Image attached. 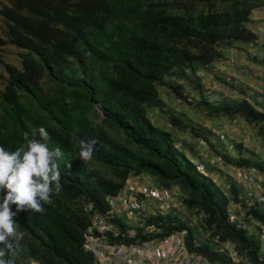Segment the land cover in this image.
<instances>
[{"label":"trees","instance_id":"1","mask_svg":"<svg viewBox=\"0 0 264 264\" xmlns=\"http://www.w3.org/2000/svg\"><path fill=\"white\" fill-rule=\"evenodd\" d=\"M262 6L264 0H8L1 5L5 29L0 46L19 50V67L0 59L5 74L0 146L15 150L24 132L43 126L51 145L64 152L59 161L62 192L53 194L43 214L17 213L16 222L25 231L17 264H30L32 258L38 264H97L83 247L93 214L118 230L117 236L103 234L107 242L132 243L133 238L124 236L130 228L125 220L109 215L107 198L117 195L127 178L141 175L157 187H176L182 206L203 215L199 226L210 238L229 241L239 255L255 259L259 237L229 221V202L238 201V189L226 177L223 191L186 155V145L177 147L172 133L151 122L147 111L157 108L170 126L186 129L190 124L184 117L164 112L157 92L163 85L185 101L178 83L185 81L209 116L241 117L257 125L264 139L260 103L250 102L242 91L234 100L210 102L199 90L198 76L199 71H214L223 60L219 45L256 41L245 23ZM251 60L264 66V59ZM199 132L204 138L210 135ZM91 138L97 140L91 161L103 170L90 168L79 157L80 141ZM217 154L232 167H253L264 174L261 161ZM254 205L247 214L264 224V210ZM144 224L158 232L143 234L136 226L139 241L184 230L189 251L213 264H233L210 239L195 246L196 226L175 209L149 215Z\"/></svg>","mask_w":264,"mask_h":264},{"label":"rangeland","instance_id":"2","mask_svg":"<svg viewBox=\"0 0 264 264\" xmlns=\"http://www.w3.org/2000/svg\"><path fill=\"white\" fill-rule=\"evenodd\" d=\"M7 1L8 0H0V7L2 4H6ZM245 27L253 32L257 37L256 41L251 43L250 46H248V43L236 41L233 42L229 48L222 47L221 45H219L218 48L222 51V53H229V57H232L233 60L234 58L237 59L238 57L244 56L245 62L250 65L251 69L254 70L247 69L242 66V64L236 62L234 65H236L237 68L230 67V69H228L229 72H232L233 75H235V78L225 75V72H217L215 69L214 71H199V84L201 86V89L199 90L210 102L217 100H234L237 96H240L239 93L240 91L243 92V90L237 85H239L238 81L241 77L242 71L246 70L248 72L247 74L251 77V84L253 83L252 79H257L259 77V75H255V73H258V70L255 65H253L254 63L251 60V58L254 57L251 52L254 49L255 51L264 50V42H261L264 41V6L251 12L248 21L245 23ZM4 29V25L0 18L1 36H4ZM259 37H261L262 40H259ZM18 52L19 50L10 44L0 46V59L3 64L18 68ZM226 64L230 65L231 62L228 61ZM4 76L5 74L1 65L0 84L2 83ZM260 76L263 77L264 74L262 73ZM222 81H226V84L222 83ZM178 83L182 86L185 101L176 99L163 85L157 87L158 96L163 104H165V113L184 117V122H188L195 129V132H190V129H187L190 125H187L188 127L186 129H178L170 126L166 119V115L160 112L157 108L148 109L147 112L149 119L158 127L171 132L177 147L181 148L182 145H186L184 151L187 156H190L191 159L192 157H196L197 159L202 160L198 163V165L200 167L202 166L205 174L213 177L215 181L219 183V186L223 189V191H226L225 180L228 179L226 177H229L232 183L237 186V182L242 180V176L246 168H234L232 165L226 164L217 153L224 154L235 160L240 157H249L250 159L264 163V139L258 129V126L247 123L241 117L226 118L209 116L204 109L199 107L197 102L199 99L198 94L193 89L192 85L185 81H178ZM199 129L210 132V135L205 137L207 141L200 134ZM84 162L90 168L103 170L91 160ZM212 172H217L218 177L215 175L212 176ZM138 181L157 187L154 180L145 175L139 176ZM176 192V201L172 202V206L175 205V207L172 209H175L184 219L197 223V218L192 211L181 207L178 202L180 192L178 189L175 193ZM133 218H136V216L134 213H131L130 219Z\"/></svg>","mask_w":264,"mask_h":264},{"label":"built area","instance_id":"3","mask_svg":"<svg viewBox=\"0 0 264 264\" xmlns=\"http://www.w3.org/2000/svg\"><path fill=\"white\" fill-rule=\"evenodd\" d=\"M197 167L203 171L202 166L197 165ZM237 184L235 187L238 189V201L229 202V221L244 229L247 234L253 233L259 237L260 244L255 259L250 260L244 255H239L234 244L229 241L221 242L217 236L210 238L209 232L199 226L203 215L192 210L197 223L187 221L190 225L196 226L194 245L198 246L200 241L210 239L214 249L223 252L233 264H264V224L247 214L250 208L256 207L255 203L264 210V174L253 167H248L244 171L242 180ZM176 190V187L166 189L151 186L138 181V178L126 179L122 190L117 195L107 198L108 213L125 220L130 228L125 230L124 236L133 238L134 241L129 244H110L103 238V234L110 233L112 236H117L118 230L105 217L93 214L91 224L85 230L84 249L93 255L97 264H213L187 249L184 230L173 232L161 239L139 241L135 238L136 226L142 228L143 234L158 232L154 227L145 225L144 219L156 212L163 215L174 208L172 202L176 201ZM178 199L179 204L184 208L179 197ZM89 208L87 206V209ZM131 213H134L136 218L130 219Z\"/></svg>","mask_w":264,"mask_h":264},{"label":"clouds","instance_id":"4","mask_svg":"<svg viewBox=\"0 0 264 264\" xmlns=\"http://www.w3.org/2000/svg\"><path fill=\"white\" fill-rule=\"evenodd\" d=\"M22 139L23 143L15 150L0 146V192L4 193L0 197V264H17L23 251L25 231L16 222L17 213L43 214L44 206L53 203V194L59 195L63 190L59 161L64 159V152L51 145L47 129L41 126L24 132ZM96 145L95 138L81 140L80 159L91 160ZM30 264L38 261L32 258Z\"/></svg>","mask_w":264,"mask_h":264},{"label":"crops","instance_id":"5","mask_svg":"<svg viewBox=\"0 0 264 264\" xmlns=\"http://www.w3.org/2000/svg\"><path fill=\"white\" fill-rule=\"evenodd\" d=\"M259 40H262V38L259 37ZM263 40H264V38H263ZM261 42H264V41H261ZM250 44L251 43H248V46H250ZM251 54L254 55V58H256L257 60L264 59V50L263 49L262 50H257V51H255V49H254L251 52ZM223 55H224V59L219 61V62H217L215 64V70L217 72H220V73L225 72V75L232 76V77L235 78V75H233L232 72H229L228 69H230V67L237 68V66L234 65L236 62L242 64V66H244L247 69L254 70V69H251L250 65H248L245 62L244 56L238 57L237 59L234 58V60H233L232 57H229V53L225 52V53H223ZM228 61L231 62L230 65L226 64V62H228ZM253 65H255V67L258 70L257 71L258 73H255V75H259V77L257 79H252L253 83L251 84L250 83L251 82V80H250L251 77L247 74L248 72L246 70L242 71L241 72V77H240V79L238 81L239 85H237V86L242 88V90L244 92L243 96L246 99H248L250 102L260 103V105H262V107H264V76L263 77L260 76V74H262V73L264 74V66L261 65V64H257V63H254ZM224 70H226V71H224ZM192 160L195 163H197V164L202 161V160L197 159L196 157H192ZM213 175L218 177V173L217 172H212V176ZM211 178L215 181V179L213 177H211ZM216 183L219 185L218 182H216Z\"/></svg>","mask_w":264,"mask_h":264}]
</instances>
